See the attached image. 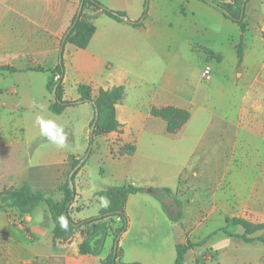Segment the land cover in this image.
<instances>
[{"label":"crops","instance_id":"0c3cea01","mask_svg":"<svg viewBox=\"0 0 264 264\" xmlns=\"http://www.w3.org/2000/svg\"><path fill=\"white\" fill-rule=\"evenodd\" d=\"M97 1L109 10L125 13L128 21L118 22L87 10L95 32L87 47L78 49L71 44L62 46V40L81 0H0V67L15 69L0 71V193L22 184L52 191L69 173L70 159L82 158L88 149L92 104L70 105L61 114H53L49 109L53 96L47 90L49 72L30 70L50 71L61 58L64 101H78L80 85L91 89L93 100L101 91L124 88L123 99L115 105L118 130L93 136L88 160L75 175L71 219L76 223L97 216L108 205L101 193L113 186L129 183L143 188L144 192L129 195L124 206L128 224L118 238L120 261L174 264L176 246L187 241L185 231L181 223L170 219L149 189H178L216 117L233 129L227 151L230 160L248 166V213L264 218V0H246L245 33L221 10L198 0ZM136 22L141 25L135 26ZM226 27L238 31L228 74H222L215 84L178 81V76L188 73L182 59L197 58L205 49L221 56L218 66L225 63L211 41ZM206 68L200 70L199 78L211 81V77L202 78ZM224 105L229 109L222 108ZM153 107L186 110L190 118L170 134L166 123L151 115ZM194 107L212 115L202 119L195 115ZM210 109L222 113L214 116ZM37 111H46L52 120L60 121L67 136L63 148L50 142L46 145L48 140L41 135L37 117H50L37 115L34 122L31 116L23 117V112L33 116ZM68 114L71 117L63 121ZM126 145L135 148L133 154H120ZM93 168L100 169L104 181L96 187L88 181ZM94 203L100 205L96 211ZM16 216L13 211L0 210V264H105L112 250L113 238L108 237L98 254H81L80 245L90 225L55 238L46 205L34 208L24 221ZM114 222L119 225V219ZM109 223L104 219L97 225L102 229ZM225 260L224 256L220 259Z\"/></svg>","mask_w":264,"mask_h":264},{"label":"rangeland","instance_id":"374dc122","mask_svg":"<svg viewBox=\"0 0 264 264\" xmlns=\"http://www.w3.org/2000/svg\"><path fill=\"white\" fill-rule=\"evenodd\" d=\"M223 4L227 5L229 2L225 0ZM86 16L91 18L89 14ZM237 35L236 29L226 27L218 39L212 37L215 38L211 41L212 46L221 52L225 59V63L221 66L217 64L220 59L206 53L205 50L201 51L197 58H183L182 63L186 65L188 73L187 76H178V78L180 77L178 81L203 85L215 84L222 74H228L235 53L233 40L237 39ZM205 67L211 71L210 77L213 80L203 81L199 78L200 70ZM222 108L229 109L226 105ZM210 110L214 116L216 113H222L218 109ZM194 111L195 115L205 120L212 115L211 112L210 114L202 113L196 107H194ZM37 115L50 117L49 120H52L51 117H53L46 111H37L33 116L23 112V117L31 116L33 122ZM63 117L62 120L66 121L71 116L68 114ZM55 122L60 124V121ZM210 126V134L205 139L202 148L194 155L189 167L183 172L178 189L170 194H159L167 214L172 219L179 218L178 222L183 226L185 238L194 245L186 253L183 262L184 264H233V258L237 257L236 264H264V245L260 242L246 243L242 239V235L247 238L264 237V229L254 228L255 225L264 224V218L248 213L250 188L248 166L230 160L231 154L227 151L232 143V127L217 117L212 119ZM74 127L79 126L75 124ZM36 128L37 126L34 127V130ZM46 145H49V141H46ZM41 146H43L42 143ZM222 149H224V153ZM101 177L100 169L93 168L88 173V181L92 187H96L99 182L104 183ZM14 190L15 188L10 189L1 196L6 206L12 202L11 195ZM48 194L55 202H60L63 199L60 189L48 192ZM100 201L107 204L105 199H100ZM40 205L46 204L40 203L38 206ZM92 206L93 211L94 209L96 211L100 205L94 203ZM15 210L11 211L16 213ZM234 214L238 216H234ZM235 219L252 225L247 233L241 224L234 222ZM115 228V224H109L103 229L88 230L91 243L97 239H103L106 242L108 237L112 238L111 235ZM223 256L226 260L220 261Z\"/></svg>","mask_w":264,"mask_h":264},{"label":"trees","instance_id":"16d2710c","mask_svg":"<svg viewBox=\"0 0 264 264\" xmlns=\"http://www.w3.org/2000/svg\"><path fill=\"white\" fill-rule=\"evenodd\" d=\"M198 1L214 6L217 9L221 10L223 13L225 12L224 15L228 19H230L233 23L238 25L241 33L246 32L247 24L245 22V17L243 12V7L246 0H227L229 2V4L227 5L223 4V1L225 0H198ZM87 10L99 11L102 14L118 22H123L124 18L127 19L125 13L109 10L97 0H84L80 16L78 20L74 19L72 26L69 29L70 32L67 35L64 44H71L78 49H85L87 47L89 41L91 40L95 32V27L93 23L89 20V18H87L85 14ZM146 12L147 9H145L144 11V17L146 15ZM133 24L135 26L141 25L138 22ZM205 51L206 53H209L210 55L215 56L221 60V56L219 54H216L208 49H205ZM237 55L240 62L242 59L241 43L237 46ZM30 70L35 72H49L50 77L47 83V90L51 95L52 93H54L53 102L49 106V109L53 114L56 115L61 114L62 111L70 105H76V104L88 102L92 104L94 109V119L90 124L91 127L92 126L94 127L93 136H95L99 132L110 133L118 130L120 125L115 119V105L118 102H120L124 97L123 87H116L110 91H101L98 97L95 100H93L91 97V89L87 86L80 85L77 87V92L80 96L79 100L64 101L62 99V86H61L62 78L64 75V69H63V61L61 58L59 59L58 65L50 71H46L45 69L40 67L32 68ZM0 71L14 72L15 69L0 67ZM55 77H57V79H55ZM96 112L98 114L97 120L95 119ZM150 113L153 117L160 118L166 123V130L170 134H174L178 132L190 118V114L188 111L175 107H164V108L153 107L151 108ZM134 151L135 148L133 146L126 145L120 149V154L131 155L134 153ZM80 160L81 158L77 160L70 159L71 169L69 173L65 175L63 182L54 189V190L60 189V191H62L63 199L60 202L53 201L52 198L49 196L48 192H52L54 190L52 191L35 190L30 188L27 184H22L21 186L16 187L15 190L13 191L11 195L12 202L10 203L9 206H6L1 198V196H3V194L9 190L0 193V210L11 211L16 209L15 211H17L16 214L18 215L16 217L24 221L23 219L24 216H27L40 203H45L53 222V226H54L53 234L55 238L65 236L66 234L74 231L79 226L90 225L91 226L90 230L92 231L101 229L97 225L99 221H102L104 219H109L110 222L109 224L111 225V224H115L114 219L117 218L119 219V223H118L119 225H116V228L113 230V235H111L113 238V247L110 254L106 257L104 263L105 264H140V263H122L120 261L121 250L119 246L117 245L115 252L113 248L115 241L121 236V234H123L127 230L128 223H127V217L124 212V206L128 196L131 194L142 193L144 192V189L133 186L132 184L129 183H125L121 186H113L108 190H106L105 192L101 193L108 200V205L104 206L100 210L97 216L75 223L71 219L69 213V208L75 198V189L74 187L71 188L70 186L69 175L70 172L78 165ZM87 160H85L84 163H82V165L72 175L71 182L73 186H74V178L76 173L80 170V168H82L86 164ZM149 192L161 203L159 194L161 193L170 194L172 191L169 189L158 190L151 188L149 189ZM163 210L165 211L164 208ZM165 213L167 214L166 211ZM170 219L172 221H178L179 218L178 219L170 218ZM62 220L63 222H66V226H62ZM234 222H236L237 224H241L246 229V233L249 230V228L252 226L250 223L238 219H235ZM254 228L264 229V224L255 225ZM222 231L225 232L224 229H222ZM88 232L86 234L85 240L80 245V252L83 255H96L102 250L105 241H103V239L102 240L97 239L94 240L93 243H91L90 241L91 236L89 235L90 233ZM242 239L246 243L260 242L264 245V237L262 236L247 238L244 235H242ZM193 247L194 245L189 240H187L184 244H178L176 246L177 256L174 264H184L183 261L186 253L189 252Z\"/></svg>","mask_w":264,"mask_h":264},{"label":"clouds","instance_id":"9594fccd","mask_svg":"<svg viewBox=\"0 0 264 264\" xmlns=\"http://www.w3.org/2000/svg\"><path fill=\"white\" fill-rule=\"evenodd\" d=\"M36 123L40 128L41 135L45 136L50 143L57 148H63L65 146L67 136L62 126L56 124L53 120H45L41 117H37ZM62 226H66V222H63V220Z\"/></svg>","mask_w":264,"mask_h":264},{"label":"water","instance_id":"95a60500","mask_svg":"<svg viewBox=\"0 0 264 264\" xmlns=\"http://www.w3.org/2000/svg\"><path fill=\"white\" fill-rule=\"evenodd\" d=\"M83 2H84V0H81V2H80V5H79V7H78V10H77V14H76V17H75V20H78V18H79V16H80V13H81V11H82V5H83ZM225 13V12H224ZM124 21H128L126 18H124ZM69 32H70V30L66 33V35L64 36V38H63V40H62V46H63V44H64V42H65V39H66V37H67V35L69 34ZM52 96L54 97V93H52ZM95 119L97 120L98 119V114H97V112L95 113ZM93 132H94V127L92 126L91 127V129H90V144H89V146H88V149H87V151H86V153H85V155L81 158V160H80V162L78 163V165L70 172V175H69V183H70V186H71V188H73V185H72V182H71V177H72V175L76 172V170L82 165V163H84V161L85 160H87V158L89 157V155H90V152H91V149H92V139H93ZM117 245H118V239L115 241V243H114V248H113V250H114V252H115V250H116V247H117Z\"/></svg>","mask_w":264,"mask_h":264},{"label":"built area","instance_id":"2783aa9c","mask_svg":"<svg viewBox=\"0 0 264 264\" xmlns=\"http://www.w3.org/2000/svg\"><path fill=\"white\" fill-rule=\"evenodd\" d=\"M209 77H210V70L206 68L202 72V78L208 79ZM18 221H22V220L18 219Z\"/></svg>","mask_w":264,"mask_h":264}]
</instances>
